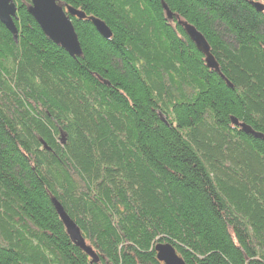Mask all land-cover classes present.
<instances>
[{"label":"trees","instance_id":"1","mask_svg":"<svg viewBox=\"0 0 264 264\" xmlns=\"http://www.w3.org/2000/svg\"><path fill=\"white\" fill-rule=\"evenodd\" d=\"M13 1L17 39L0 21V264H160L159 242L187 264H264V138L232 120L264 136L257 0H58L112 33L72 16L75 56L30 0Z\"/></svg>","mask_w":264,"mask_h":264},{"label":"water","instance_id":"2","mask_svg":"<svg viewBox=\"0 0 264 264\" xmlns=\"http://www.w3.org/2000/svg\"><path fill=\"white\" fill-rule=\"evenodd\" d=\"M253 6L258 11H264V3L261 1H252ZM162 6L166 11L169 18L173 17V13L165 2ZM29 13L33 16L36 23L40 26L42 31L56 44H59L70 55H81V44L75 27L69 17L77 16L79 19H84L86 16L84 11L77 10L71 6L66 9L57 3V0H30L28 8ZM17 19V5L13 0H0V21L9 29L14 38L17 39V27L15 20ZM94 27L99 33L105 37L112 35L110 28L104 21L95 16H89ZM182 24V23H181ZM183 25V24H182ZM185 31L189 38L194 42L196 47L205 55V62L209 68L216 70L220 75L219 65L210 50V45L206 38L194 26L185 24ZM235 125H239L247 133L264 138L260 133L255 132L251 127L244 123H239L236 119L232 118ZM64 142V138L62 137ZM53 206L62 220L65 229L70 236L71 240L86 252L93 262L99 261V256L94 249L86 243L82 235L80 227L65 211L63 205L57 198H51ZM157 260L161 264H187L181 256L178 255L174 246L168 242H159L155 245Z\"/></svg>","mask_w":264,"mask_h":264},{"label":"bare ground","instance_id":"3","mask_svg":"<svg viewBox=\"0 0 264 264\" xmlns=\"http://www.w3.org/2000/svg\"><path fill=\"white\" fill-rule=\"evenodd\" d=\"M257 1H259V0H257ZM261 2H263V1H261ZM264 3V2H263ZM70 6V5H69ZM72 7V6H71ZM74 8V7H73ZM76 9V8H75ZM77 10H79V9H77ZM181 22H182V24H183V27L185 28V24H189V25H192V26H194L193 24H191V23H189L188 21H183V20H181ZM195 27V26H194ZM196 28V27H195ZM197 29V28H196ZM198 30V29H197ZM199 31V30H198ZM200 32V31H199ZM200 33H202V32H200ZM203 34V33H202ZM203 36H204V34H203ZM205 37V36H204ZM207 40V39H206ZM205 56V55H204ZM207 65V64H206ZM219 65V64H218ZM244 124H246V123H244ZM247 126H249L248 124H246ZM250 127V126H249ZM241 129H242V127H240ZM243 130V129H242ZM58 200V199H57ZM53 204V203H52ZM164 243V242H163ZM166 243V242H165ZM168 243H170V242H168ZM173 246V245H172Z\"/></svg>","mask_w":264,"mask_h":264}]
</instances>
